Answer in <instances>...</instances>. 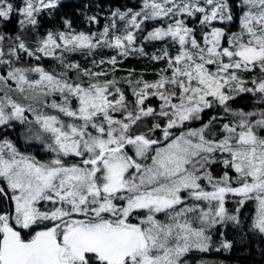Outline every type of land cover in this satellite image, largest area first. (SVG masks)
I'll return each mask as SVG.
<instances>
[{"label": "snow or ice", "instance_id": "snow-or-ice-1", "mask_svg": "<svg viewBox=\"0 0 264 264\" xmlns=\"http://www.w3.org/2000/svg\"><path fill=\"white\" fill-rule=\"evenodd\" d=\"M59 7L0 0L18 17L0 32V264H193L231 248L229 224L264 236V0H140L41 32Z\"/></svg>", "mask_w": 264, "mask_h": 264}, {"label": "trees", "instance_id": "trees-1", "mask_svg": "<svg viewBox=\"0 0 264 264\" xmlns=\"http://www.w3.org/2000/svg\"><path fill=\"white\" fill-rule=\"evenodd\" d=\"M140 0H60V7L54 10V14L49 16L44 14L40 18V31L43 32L48 28H54L56 26L62 27L60 23V17L64 16L73 21V27L96 30L103 27L105 23V17L108 15L109 9L111 8H125V7H138ZM84 5H88L87 9ZM79 10V11H77ZM85 12L87 15L98 16V23L89 25L85 19ZM18 17L15 15L9 21L0 20V32L15 34L17 25L16 20ZM149 26H151L149 24ZM159 44H145L146 50L151 51L154 47H159ZM104 55H111L109 51H105ZM82 63L85 62L83 57H76ZM51 64V61L47 62ZM148 61L138 58L135 55H130L124 58L121 63V68H134L139 72L141 68H144ZM159 66V65H157ZM125 73L118 72L117 75H124ZM147 78H151L150 76ZM250 102L249 97H241L234 101V107H244ZM247 110V109H246ZM208 113L207 115H210ZM205 116V119L207 118ZM20 129L17 128L15 135L18 136ZM23 142L21 141V144ZM35 152L39 155L40 148L34 146ZM229 209L232 208L231 202L227 204ZM247 211V209H245ZM225 236L228 240L232 241V246L229 250L220 249L216 250V246L213 245V250L210 253L201 255H193L189 257L195 264L196 260L207 259L213 261L214 264H264V236L254 235L246 230L234 228L231 224L227 225L224 229ZM220 226L217 227L215 237L219 239Z\"/></svg>", "mask_w": 264, "mask_h": 264}, {"label": "rangeland", "instance_id": "rangeland-1", "mask_svg": "<svg viewBox=\"0 0 264 264\" xmlns=\"http://www.w3.org/2000/svg\"><path fill=\"white\" fill-rule=\"evenodd\" d=\"M96 30H98V29H96ZM95 31V30H94Z\"/></svg>", "mask_w": 264, "mask_h": 264}]
</instances>
